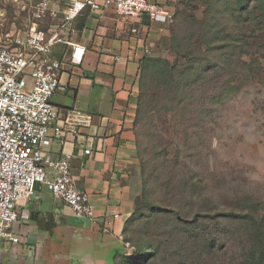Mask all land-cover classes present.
I'll use <instances>...</instances> for the list:
<instances>
[{
  "label": "rangeland",
  "instance_id": "obj_1",
  "mask_svg": "<svg viewBox=\"0 0 264 264\" xmlns=\"http://www.w3.org/2000/svg\"><path fill=\"white\" fill-rule=\"evenodd\" d=\"M248 2L242 12L232 3L212 16L205 6L193 12L208 22L183 30L201 46H193L188 70L190 63L159 41L154 56L178 69L154 101L144 98L138 154L146 202L173 211L148 207L128 226L125 252L114 264H128L149 241L158 250L149 264H247L255 239L250 216L260 221L264 239V13L256 9L263 2ZM36 3L0 0V35L29 26Z\"/></svg>",
  "mask_w": 264,
  "mask_h": 264
},
{
  "label": "crops",
  "instance_id": "obj_2",
  "mask_svg": "<svg viewBox=\"0 0 264 264\" xmlns=\"http://www.w3.org/2000/svg\"><path fill=\"white\" fill-rule=\"evenodd\" d=\"M121 27L112 11L78 17L76 39L86 47L85 57L81 64H64L61 80L68 89L54 94L52 102L58 124L75 111L89 123L71 125L63 145L53 138L42 144L55 157L72 155L74 182L89 194L95 218L76 217L48 186L38 184L35 195L21 202L20 218L11 227L20 241L0 238V264H114L125 252L124 229L137 195L140 76L170 25L146 22L135 41ZM60 48L63 56L72 49L58 44L54 54ZM88 148L91 153L85 154Z\"/></svg>",
  "mask_w": 264,
  "mask_h": 264
},
{
  "label": "built area",
  "instance_id": "obj_3",
  "mask_svg": "<svg viewBox=\"0 0 264 264\" xmlns=\"http://www.w3.org/2000/svg\"><path fill=\"white\" fill-rule=\"evenodd\" d=\"M169 2L37 0L29 26L8 37L0 35V238L20 241L11 227L20 218L21 202L35 195L38 184L48 186L76 217L95 218L89 194L74 182L72 155L55 157L42 146L50 138L63 145L71 125L89 123L75 111L68 114L64 125L58 124L59 111L52 102L54 94L68 89L61 80L64 64H81L85 57L86 47L76 39V21L85 12L94 16L98 11H112L122 23L120 31L135 41L146 22L172 23ZM57 44L70 46V54L56 57ZM114 58L121 59L119 55Z\"/></svg>",
  "mask_w": 264,
  "mask_h": 264
},
{
  "label": "trees",
  "instance_id": "obj_4",
  "mask_svg": "<svg viewBox=\"0 0 264 264\" xmlns=\"http://www.w3.org/2000/svg\"><path fill=\"white\" fill-rule=\"evenodd\" d=\"M186 1V2H185ZM258 3L264 4V0H255ZM185 2V9L179 10L178 6L180 3ZM170 6L173 10V21L170 24V37L169 38H162L163 44L169 47L175 55L179 59H185L186 62L190 63L194 59V52L193 46L200 47L198 50H201V46L199 43H194L191 38L186 37L185 33L183 34L184 28L188 29L191 25L198 26L203 25L208 22V18L204 22H199L198 19L193 14L194 11L201 8V6H205L209 8L207 11V16H212L216 12L220 13V10H217L219 6H225L231 10L230 4L232 3L233 6H238L235 11H245L248 10V0H170ZM258 4L257 11L260 14L264 13V5ZM255 11V10H254ZM175 22V24H174ZM174 24V27L171 26ZM200 24V25H199ZM161 39V40H162ZM58 45V44H57ZM56 45V46H57ZM55 46V49H56ZM63 49L60 48L55 52V56L62 58L63 57ZM191 68V63L187 66L186 70ZM177 66L172 65L171 62L167 58H162L158 56H149L147 59L144 60L142 73L140 76V96H139V106L137 110V116L135 120V130L137 135V143H138V152L139 150V139H138V125L142 119V107L144 98L147 95V98L151 96L150 102L154 101L156 94H158V89L162 88L165 83H167L170 79H173L176 71ZM137 195L135 196L134 200V214L133 217L127 222L125 229H124V241H125V234L127 232V228L130 225H134L140 219H142L144 215V211L150 207L152 209L156 208L155 210H163L167 212L173 211L172 209L164 208L158 204L153 202H146L145 196V188L146 184V172L144 168V164L142 161L139 163V168L137 171ZM136 215V216H135ZM176 218L183 223L190 222L189 220L185 219L179 211L175 212ZM226 217L232 218H245L250 216L249 214H240L235 212H228L223 213ZM253 222L252 226L254 227V236L255 239L253 240L252 250L248 257L245 259L247 264H264V239L260 241L263 236L262 232V225L258 219L254 216H250ZM147 244L146 248L138 247L135 254L129 258L128 264H149L153 258L157 256V249H153L151 251L152 242ZM261 248V249H260ZM150 251V252H147Z\"/></svg>",
  "mask_w": 264,
  "mask_h": 264
},
{
  "label": "flooded vegetation",
  "instance_id": "obj_5",
  "mask_svg": "<svg viewBox=\"0 0 264 264\" xmlns=\"http://www.w3.org/2000/svg\"><path fill=\"white\" fill-rule=\"evenodd\" d=\"M115 263V262H114Z\"/></svg>",
  "mask_w": 264,
  "mask_h": 264
}]
</instances>
